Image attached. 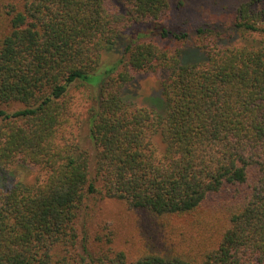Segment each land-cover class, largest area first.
<instances>
[{"label": "trees", "instance_id": "1", "mask_svg": "<svg viewBox=\"0 0 264 264\" xmlns=\"http://www.w3.org/2000/svg\"><path fill=\"white\" fill-rule=\"evenodd\" d=\"M191 1L0 0V264H264V0H206L230 15L171 31ZM146 24L183 46L129 34ZM159 70L161 109L129 103ZM76 83L98 89L94 152L64 138ZM20 163L46 179L13 187Z\"/></svg>", "mask_w": 264, "mask_h": 264}, {"label": "rangeland", "instance_id": "2", "mask_svg": "<svg viewBox=\"0 0 264 264\" xmlns=\"http://www.w3.org/2000/svg\"><path fill=\"white\" fill-rule=\"evenodd\" d=\"M119 2V1H118ZM223 2L219 1L218 5L209 4L206 0L202 1H191L190 7L186 8L184 11L173 9L169 14L170 30L176 33L181 31L192 29L201 23H213L217 18H223V13L230 15V12L224 9ZM264 6V4L262 5ZM176 7V5H174ZM156 26L153 24L140 25L129 30L131 33L135 34L144 33L147 34V40L160 43L161 46L169 47L173 52L183 45L180 42L171 40H162L157 38L154 33V28ZM246 38L243 37L240 45L244 44ZM120 58V54H109L105 55V62L100 66L99 71L93 77L94 87L102 81L107 74L118 65L117 60ZM168 76V73L162 70L151 72L147 74H137L134 79L125 87V98L129 103L133 104L135 107H146L149 109L157 110L161 109L157 107V97L161 94V87L163 80ZM92 86L85 85L83 83H76L70 88V95L73 100V109L71 114L74 116L72 118V125L66 127L64 132V138L66 140L78 141L83 146H86L94 152V148L88 140L89 135V125L87 119L90 117V109L95 103L98 97V89ZM154 142L158 146L161 152L164 151V144L160 137H155ZM11 183L12 186L20 185H32L43 182L46 179V175L38 167L20 163L11 169ZM90 204L93 208L94 201ZM95 208V207H94ZM98 213V219L106 222L110 220H115L120 213V205L113 200L105 199L102 200L101 197L97 199V207L95 209Z\"/></svg>", "mask_w": 264, "mask_h": 264}]
</instances>
